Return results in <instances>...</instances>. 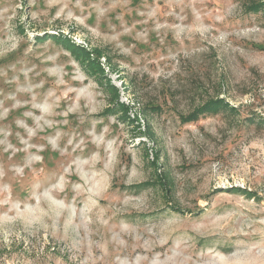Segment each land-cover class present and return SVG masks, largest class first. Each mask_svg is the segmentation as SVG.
<instances>
[{"label": "rangeland", "instance_id": "obj_1", "mask_svg": "<svg viewBox=\"0 0 264 264\" xmlns=\"http://www.w3.org/2000/svg\"><path fill=\"white\" fill-rule=\"evenodd\" d=\"M253 1L0 0V264H264Z\"/></svg>", "mask_w": 264, "mask_h": 264}, {"label": "trees", "instance_id": "obj_2", "mask_svg": "<svg viewBox=\"0 0 264 264\" xmlns=\"http://www.w3.org/2000/svg\"><path fill=\"white\" fill-rule=\"evenodd\" d=\"M263 9L264 10V0H254L251 5L248 6L249 11H257ZM62 42L65 44L67 48H69L70 52L73 54V57L81 64H84V66L92 71H89L90 74H94L97 76L99 73H102V68L100 67L99 61H97V58H91L94 54H98L96 51L88 52L86 49H84L81 45L78 44H70L67 39L62 40ZM91 56V57H90ZM113 89V86L109 85ZM112 97L114 100L117 98L116 89L112 93ZM226 105L225 101L222 98H215L208 100L203 105L197 107L195 110H193L188 115L184 116L182 118L183 121H193L196 120L201 114H204L211 110H216L221 106ZM117 106L119 109L123 111V118L126 117L127 107L123 104H119L117 102ZM117 106L115 108H117ZM117 108V109H118ZM109 110H114L110 108ZM152 164L156 165V161L152 160ZM156 178L160 179L162 183H166V175L161 172L156 174ZM165 180V181H164Z\"/></svg>", "mask_w": 264, "mask_h": 264}]
</instances>
